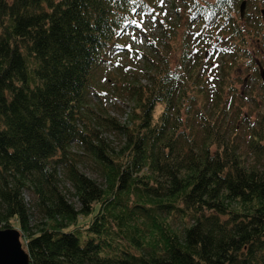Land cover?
I'll use <instances>...</instances> for the list:
<instances>
[{
  "label": "trees",
  "instance_id": "1",
  "mask_svg": "<svg viewBox=\"0 0 264 264\" xmlns=\"http://www.w3.org/2000/svg\"><path fill=\"white\" fill-rule=\"evenodd\" d=\"M241 1L0 0V229L31 264H264V83L230 78L261 21Z\"/></svg>",
  "mask_w": 264,
  "mask_h": 264
},
{
  "label": "rangeland",
  "instance_id": "2",
  "mask_svg": "<svg viewBox=\"0 0 264 264\" xmlns=\"http://www.w3.org/2000/svg\"><path fill=\"white\" fill-rule=\"evenodd\" d=\"M171 1L172 0H165L164 4L168 5L169 6L168 8H170L171 5H169V4L171 3ZM245 2H246V6H245L244 12L245 11H247V12L248 11L258 12L259 9L264 7V3L260 0H245ZM236 17H238V15H235V18ZM261 18H262V16L258 17V19L261 21V30L259 32L255 31V34H254L255 36H253V40H252V41H254L256 46L253 47V45L251 44V47L249 48V51L251 52V63L248 64V66H244L243 70H241L240 68L239 69L237 68L230 74V78H232L231 82H234V86L237 89H242V88L247 87L251 91L253 90L254 95H256L257 97L259 96L258 91H259V83L261 82V80L259 77L260 75L258 77L254 76L253 67L256 65V62H258L259 64L264 66V52L262 54H260V51L264 46V22H262ZM248 23L251 24L252 21L248 22ZM145 26L147 27L146 29L149 28L148 25H145ZM196 27H197V25H196ZM142 39L143 38L140 36V40H142ZM140 40H138V42H139L138 45L136 44V42H133L134 43L133 46H135V48H138V46L142 47L143 43ZM214 58H215V56H214ZM121 61L125 62V63H130V60L126 56L122 57ZM131 65H135V64H131ZM214 68H216V71H217V69L219 68V64L217 66L215 64ZM237 75L240 77L239 78L236 77ZM141 81H144V79L141 78ZM104 97H108L107 94L104 95ZM112 101H109V100L104 101L107 108L109 109L110 113H112L113 115L115 113H117L121 120L126 119L125 115H126L127 111H129V106L123 105L122 103H119V101H118L116 103L120 106V108H119L118 106H115ZM251 108H254L253 104L251 105ZM243 109H244L243 111L246 112L250 109V106L246 105V107H244ZM254 110H255V108L253 109V112L250 116L251 119L255 118ZM109 139L112 140V145H117L120 142L119 139H116L113 135H110ZM83 169H84V167H82V171L87 172L85 169L84 170ZM87 173L90 174L89 172H87ZM92 176H94V175H92ZM25 199L27 202L32 201V198L29 194L25 195ZM88 222H89V218H80L79 219L80 225L82 223H84L86 225V223H88ZM14 225L16 226V223H14ZM22 246H23V244H22ZM23 248H24V246H23Z\"/></svg>",
  "mask_w": 264,
  "mask_h": 264
},
{
  "label": "water",
  "instance_id": "3",
  "mask_svg": "<svg viewBox=\"0 0 264 264\" xmlns=\"http://www.w3.org/2000/svg\"><path fill=\"white\" fill-rule=\"evenodd\" d=\"M245 1L240 5V15H243ZM264 16V9L261 10ZM259 75L264 82V68L260 67ZM0 264H31L29 254L23 248L21 233L14 227L0 229Z\"/></svg>",
  "mask_w": 264,
  "mask_h": 264
},
{
  "label": "flooded vegetation",
  "instance_id": "4",
  "mask_svg": "<svg viewBox=\"0 0 264 264\" xmlns=\"http://www.w3.org/2000/svg\"><path fill=\"white\" fill-rule=\"evenodd\" d=\"M260 1H262L263 3H264V0H260ZM262 9H264V7L263 8H261V9H259V11H258V17H260V16H262V18H261V20H262V22H264L263 20H264V16L262 15V13H261V10ZM254 14V13H256V12H253V11H245L244 12V15L245 14ZM239 15V14H238ZM244 17V16H243ZM257 17V18H258ZM259 20V19H258ZM260 21V20H259ZM263 24V23H262ZM264 52V46H263V48L261 49V51H260V54H262ZM262 67H264L263 65H261ZM254 67H256V72L254 73L255 74V77H258L259 76V70H260V66H259V64L256 62V65L254 66ZM254 67H253V70H254ZM262 83V81L260 82V84Z\"/></svg>",
  "mask_w": 264,
  "mask_h": 264
},
{
  "label": "snow or ice",
  "instance_id": "5",
  "mask_svg": "<svg viewBox=\"0 0 264 264\" xmlns=\"http://www.w3.org/2000/svg\"><path fill=\"white\" fill-rule=\"evenodd\" d=\"M161 2H163V0H161ZM133 3H135V0H133ZM133 12H135V9L132 10ZM154 19V18H153ZM130 24L135 25L137 28H144V21L143 19H140L139 21L137 19H132L131 21H129ZM133 39H135V37L133 36ZM120 45H116V48H119ZM129 50H131V45H128Z\"/></svg>",
  "mask_w": 264,
  "mask_h": 264
}]
</instances>
